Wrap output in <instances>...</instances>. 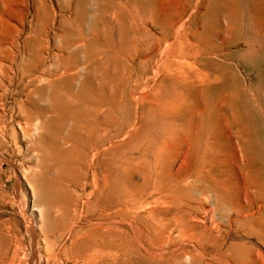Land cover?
<instances>
[{"label": "bare ground", "instance_id": "1", "mask_svg": "<svg viewBox=\"0 0 264 264\" xmlns=\"http://www.w3.org/2000/svg\"><path fill=\"white\" fill-rule=\"evenodd\" d=\"M79 1L82 7L73 21L79 36L71 38L65 32L63 38L57 39L40 37L49 19L44 0L35 4L36 25L27 36L23 35L27 0H0V157L13 164L17 154L24 155L28 164H21L22 177L30 188L36 185L44 193L49 207L43 214L45 229L56 236L68 230L62 250L53 252L51 248L48 252L54 253L59 264H213L196 241L195 231L183 227L185 214L171 209L179 203L177 195L184 189L181 185L169 188L161 174L153 173L159 168L160 156L154 151L156 138L145 133L147 117L167 125L179 120L168 117L181 114L183 105L178 99L186 100L197 82L186 75L181 79L184 71L176 64L168 67L167 75L153 82V95L135 94L147 66L153 63V56L147 51L155 49L162 55L167 46L163 36L154 35L147 28V21L166 31L178 29L179 36L192 34L194 42L188 40L185 50L197 54L196 42L202 41L198 30L189 26L184 33L181 23L174 28L176 19L186 13L193 0H141L148 6L143 14L136 0H110L105 6L99 4L100 0ZM89 4L94 5L97 28L90 29L92 38H84L86 30L82 24L90 15ZM228 4L231 30L237 29L234 23L238 19L241 23V18L248 15L258 27L253 36L258 38L261 32L264 38V0H229ZM129 58H137L139 63L132 64ZM155 65L153 71L157 75ZM130 67L135 75L126 77ZM143 100L147 101L145 105ZM118 111L126 113L121 128L133 137V144L127 145L130 153L123 158L124 146L112 139L108 143L109 156L99 158L106 148L102 137L105 118L112 122ZM212 112L211 107L196 103L189 116L196 119L197 114L211 116ZM218 115L220 119L228 117L224 110ZM167 125L158 127L159 135L180 134ZM185 136L191 143L198 142L197 133L188 132ZM95 156L97 167L104 171L103 178L93 182L94 195L85 203L80 200L85 195L75 187L86 182L87 163ZM133 162H139L140 167L136 168ZM120 166L124 174L119 172ZM255 167L253 159L249 169ZM138 174L141 181L136 179ZM150 186L162 194L151 207L146 201ZM210 187L207 184L202 191L206 193ZM221 200L227 201L225 196ZM254 204L248 198L239 201L234 210L245 212L239 220L245 232L264 238V215L255 214ZM51 208L57 209L56 213ZM173 231H177V247L171 244ZM5 247L0 231V262L1 249ZM254 247L244 239H231L218 261L257 264L258 258L251 257ZM42 259L39 255L38 264H42ZM44 259L43 264H48L47 255Z\"/></svg>", "mask_w": 264, "mask_h": 264}, {"label": "rangeland", "instance_id": "2", "mask_svg": "<svg viewBox=\"0 0 264 264\" xmlns=\"http://www.w3.org/2000/svg\"><path fill=\"white\" fill-rule=\"evenodd\" d=\"M44 1L49 9V19L40 37L59 39L67 32L68 37L77 38L78 27L73 21L81 10L80 1ZM140 1L136 0L140 13L143 14L148 6ZM228 1L193 0L186 13L176 19L174 28H179L181 23L180 27L184 29V33L189 26L198 30L202 41L196 42V55L185 50L188 40L194 42L192 34L179 36L181 32H178V29L166 31L152 21H147V28L154 35L163 36L167 46L164 55L162 54L164 57L159 55L158 50L147 51L148 55L153 56V63L147 66L143 83L137 85L135 94L139 97L145 94L153 95L156 85L153 82L156 83L164 74L167 75L168 67L173 68L176 64L184 71V74H180L181 79L186 75V78L197 82V85L189 90L186 100L179 97L178 101L183 105L181 114L168 117L171 120H179L167 125L161 120H150L148 117L145 119V133L156 138L154 151L160 156L159 168L153 173L161 174L164 184L169 188H175L176 185L183 187V193L177 195L179 203L172 205L171 209L175 213L185 214L183 227L188 231H195L196 241L207 251V261L221 264L218 258L231 239L241 238L255 246L251 257L258 258L257 264H264V238L256 236L252 231L245 232L239 224L245 212L234 210L239 201L244 202L251 198L255 202L252 209L255 214L262 212L264 215V38H261V32L258 38L253 36V30H258V27L248 15L241 18V23L239 19L234 23L237 29L229 28ZM36 2L38 0H27L24 8V36L36 25ZM108 2L110 0H100L99 4L105 6ZM89 9L90 15L82 24L86 30L84 38H92L90 29L97 28L93 21L94 5L89 4ZM11 23L17 24L15 20H11ZM178 38L182 39L181 42ZM129 61L132 64L139 63L137 58H129ZM153 65L158 69L157 75L153 71ZM176 73L177 71L174 74ZM130 75H135L131 67L126 77ZM209 79L210 83L203 82ZM166 87L170 88L169 83ZM129 98L132 102L130 96ZM141 102L143 105L147 103L146 100ZM196 103L211 107V116L197 114L196 119H191L189 112ZM124 106H127V103ZM221 110L227 111L226 119L218 117ZM125 114L118 111L117 119L112 122L105 118L102 137L106 148L99 154V158L109 156L108 143L112 139L124 146L122 153L126 155H122L123 158L130 153L127 145L133 142V137L125 128H121ZM155 122L156 127L152 126ZM166 125L175 127L180 134L159 135L158 127L161 129ZM188 132L197 133V143H191L186 138L185 133ZM19 146L23 147L22 141H19ZM137 147L139 148L138 145ZM15 158L16 163L12 164L11 161L0 157V231L6 242L5 249H1L3 261L0 264H38L39 255L43 256L42 264L46 255L48 264H59L53 252L62 250L68 230L65 229L60 236H56L53 231L45 229L43 214L49 210L45 204L46 197L36 185H30V188L24 181L21 164H28L24 155L17 154ZM96 159L97 156L87 163L86 182L75 187L76 191L85 195L80 199L85 203L94 195L93 182L103 178L104 171L97 167ZM253 159L256 161V169L251 170L249 166ZM151 160L154 162L153 156ZM133 164L136 168L140 167L139 162ZM124 171L120 166L119 172L124 174ZM136 179L141 181V175L138 174ZM207 184L211 187L204 193L202 188ZM118 185L123 192L121 181ZM161 195L150 186L146 191L149 206L155 205ZM224 196L227 201L221 200ZM51 210L54 213L57 211L55 208ZM184 232L189 235L187 231ZM213 236L218 239L214 241ZM170 237L173 240L171 244L177 247V231H173ZM51 248L53 252H48ZM211 252L216 254L210 255Z\"/></svg>", "mask_w": 264, "mask_h": 264}]
</instances>
